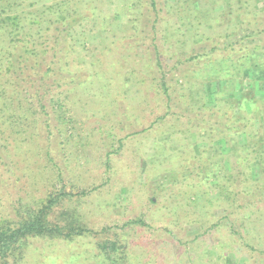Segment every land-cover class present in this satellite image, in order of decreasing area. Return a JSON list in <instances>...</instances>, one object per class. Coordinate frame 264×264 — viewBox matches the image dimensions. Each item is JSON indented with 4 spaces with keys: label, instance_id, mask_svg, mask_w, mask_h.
Instances as JSON below:
<instances>
[{
    "label": "trees",
    "instance_id": "trees-1",
    "mask_svg": "<svg viewBox=\"0 0 264 264\" xmlns=\"http://www.w3.org/2000/svg\"><path fill=\"white\" fill-rule=\"evenodd\" d=\"M42 1L0 0V185L8 174L9 184L16 190V196L9 194L6 201L3 194L0 197V264H67L68 256L77 257L75 264H81L82 253H71L65 245L86 236L95 240V251H86V259L95 264L149 262L157 248L153 251L133 236L123 240L112 228L86 227L76 207L86 190L67 179L66 167L57 161L63 159L62 148L70 142L68 138L84 145L99 138L108 164L127 139L153 131L164 135V123L175 118L184 120L186 129H179V138L189 142L164 147L160 137L151 143L155 152L160 146L162 170L165 165L174 170L180 163L186 164L184 168L191 165L192 171L200 172L197 177L201 182H213L218 198L225 192L229 196L232 190L224 185L238 183L235 171L242 173L238 168L243 164L259 165L264 175V98L255 99L249 93H264V0H125L139 15L130 20L133 45L148 44L146 65L141 70L152 73L150 80H140L145 91L135 100L126 89L127 78L107 76L109 69L85 71L83 64L79 65L82 70L70 69V63L77 62L71 43L84 40L83 30L70 37V29L85 27L88 18L92 27L96 26L95 18L86 15L81 5L88 6L95 17L99 8H89L85 0H59L50 5ZM219 4L223 9L216 12ZM181 5L185 7L176 12ZM232 14L233 28L229 29L224 17ZM159 21L166 23L165 35L160 38L182 56L171 68L157 43ZM187 38L195 39L192 45L188 46ZM175 69L190 80L185 83L187 92L167 74ZM214 80L225 87L209 106L203 85ZM193 91L197 101L192 99ZM224 92L227 97L221 101L219 96ZM105 94L109 101L102 100ZM100 105L110 106L112 111L103 110V116L109 118L104 117L106 123L88 125L89 111ZM73 124L79 127L78 132ZM190 136H194L192 142ZM143 138L138 140L149 151ZM198 138L204 140L201 147H197ZM156 172L159 169L147 168L144 175L149 178ZM148 200L154 204L153 198ZM238 200L228 204L231 210L227 218L239 214ZM243 209L248 214H241L243 219L237 215L231 230L239 234L238 229L243 231L252 222L264 239V199H248ZM132 226L147 232L154 227L140 218L123 224L124 228ZM154 232L164 244L179 243L168 227L160 226ZM153 244H157L155 239ZM145 248L152 250L148 256ZM258 253L264 256V249ZM30 254L32 259L27 260Z\"/></svg>",
    "mask_w": 264,
    "mask_h": 264
},
{
    "label": "rangeland",
    "instance_id": "rangeland-1",
    "mask_svg": "<svg viewBox=\"0 0 264 264\" xmlns=\"http://www.w3.org/2000/svg\"><path fill=\"white\" fill-rule=\"evenodd\" d=\"M56 1L59 0H43L41 3L50 5ZM85 1L89 8L92 6L99 8L96 10L97 15L95 17L93 11H89L88 6L81 5L83 9L86 8L84 11L86 15L95 18L96 26L92 27L93 22H91V18H88L84 21L83 26L86 25L85 27L80 26L70 29L72 31L68 33L70 37L74 35V32L79 33L81 30H83L82 33L85 36L81 38L84 39L83 42L71 43V47L74 48L73 58L77 62L75 63L70 59L74 63H70V69H77L81 64L84 65L83 70L85 71L92 69L98 72L109 69L107 76L127 78L126 89L135 100L145 91L140 80H150L152 77L151 72L141 70L143 65H146L147 56L144 54V50H147L148 44L134 46L132 42L134 40L130 38V35L134 32L131 31L132 21L130 22V20H135L139 16L137 11L126 6L125 0ZM165 1L172 2L173 0ZM259 5L260 2L257 3L255 8ZM184 7V5H181V8H175V11L179 12ZM221 9L223 8L220 4L215 7L216 12L221 11ZM98 15H100V19L97 20ZM102 18H104L103 22L99 23ZM224 18L229 22L227 24L229 29H232L233 14L226 15ZM151 23V21L147 22L149 26ZM165 28V21H159L156 25V29L160 30L157 43L160 51L164 52V57L167 59L166 64L171 68L174 65L176 66L178 59H181L182 56L178 53L177 48L169 46L167 40L160 38V36L165 35ZM124 35L129 38L122 39ZM175 35L176 32L173 37ZM187 41L189 42L187 43L188 46H190L195 39L187 38ZM177 46L179 45L177 44ZM194 46L196 45L194 44ZM133 53L136 55H133ZM90 65L92 67L88 68ZM81 67L78 69L80 70ZM167 74L178 80L177 84L184 87V89L182 88L184 92L188 91L185 83L190 82V80H187L186 76L178 73L177 69L173 72L168 71ZM204 83L203 89L206 93L207 105L212 106L214 105V96L221 93L225 84L216 82V80ZM53 88L55 89V87ZM249 93L255 99L261 100V98H264V93L260 91H249ZM109 95L113 97L112 93ZM226 95L225 92L220 94L219 99L225 101ZM106 96L107 94L103 96V101L110 100ZM192 99L197 101L194 91L192 92ZM109 103L111 101L107 104ZM257 104L259 105V103ZM192 106L195 107L194 104ZM128 108L131 107L128 106ZM103 110L112 111L110 106L107 105L101 106V108L95 106L89 111L90 123L87 124L97 126L99 122L106 123L104 117H109L103 116ZM168 120L164 123L162 129L166 131V134L157 135L158 131H153L152 134H144L138 137V139L148 137L143 138V141L146 145L149 144V151L142 148L140 140L136 138L127 139L123 143V147H120L119 151L111 156L108 164H105V146L102 145L99 138H96L94 143L91 142L89 145L68 138L70 142H66L64 149L62 148L63 159L57 161L66 167L67 179L86 190L85 196L80 198L81 200L76 206L83 215L86 227L94 230L103 227L112 228V232L120 234L123 240H131L133 236L140 243L149 244L153 251L157 248L156 253H153L154 259L149 262L148 260H140L142 264H264V256L258 253L264 249V239L255 231L258 227H252L251 222L252 225L250 224L243 231L238 229L239 234L231 230V225L234 224L235 226L236 224L235 218L237 215L248 214L243 209L246 200L258 197L264 199L262 169L254 163H251V165L249 162L243 164L241 168H238L242 173L238 170L235 171L238 176V183L230 181L224 185L225 188L228 187L232 191L229 196H226V192L223 193L222 200L218 198L219 194L216 192L217 188L213 186V182H201L200 178L197 177L200 172L198 170L192 171L191 165L184 168L186 164L180 163L176 170L167 168L168 165H165L162 170L163 166H161L160 161L163 155L160 153V146L166 147L169 144L177 146L181 143L184 146L189 142L186 140L183 143L182 139L179 138L181 136L178 133L179 129H186L184 120L179 122L175 118ZM107 126L109 125L107 124ZM73 127L78 132L79 127L74 124ZM177 133L179 135H176ZM117 134L118 136L122 135ZM160 137L164 139H160L159 149L155 152L156 150H152L151 143L154 144L153 141ZM166 137H169V140ZM198 139L200 142L197 143V147L203 146L202 141L204 140ZM193 140L194 136H190V142ZM240 140L242 141V139ZM71 142L74 144L72 145ZM117 148V143H114V149ZM153 159L156 162H153ZM152 167L159 169L160 172L150 173L148 178V175H144L145 169ZM122 172H126V174ZM4 176L0 185V197L3 194L2 198L6 201L9 199V194L16 196V190H13L9 184L7 179L9 175L5 174ZM146 178L148 179L146 180ZM175 182L177 183L174 184ZM150 197L154 199V204L148 200ZM237 199H239L237 205L240 206L239 214L234 213L229 216L231 219L227 218V214L231 210L228 204ZM74 206L72 203L70 204V208ZM241 217L243 219L242 215ZM139 218L147 225L154 226L151 228L152 232H147L141 226L123 227V224L127 221ZM160 226L170 228L179 243L174 244L172 241H168V245L164 244V240L158 236V233L154 232V229ZM154 239L157 241L156 245L153 244ZM94 242L95 240L92 237L86 236L82 240L79 239L67 246L65 245V247L71 253H82L80 259L82 263L80 261L79 263L95 264L93 260L86 259L87 250L95 251ZM170 244L174 247L169 246ZM180 245L181 247L178 248ZM133 250L139 251L136 248ZM143 251L147 256L148 252H152L148 248ZM32 256L33 254H30L27 260H31ZM76 260L77 257L68 256L65 261H67V264H75Z\"/></svg>",
    "mask_w": 264,
    "mask_h": 264
}]
</instances>
